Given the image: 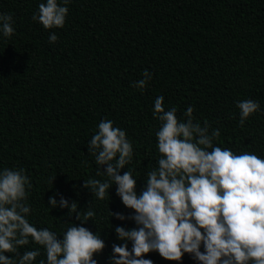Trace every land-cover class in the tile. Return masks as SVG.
<instances>
[{"label": "trees", "instance_id": "trees-1", "mask_svg": "<svg viewBox=\"0 0 264 264\" xmlns=\"http://www.w3.org/2000/svg\"><path fill=\"white\" fill-rule=\"evenodd\" d=\"M39 2L0 0L15 28L0 37V167L29 175L30 219L38 226L81 224L60 207L62 196L81 212L94 208L83 226L104 241L98 264H110L112 245L122 242L115 228L136 225L108 208L125 216L134 210L115 183L103 200L83 186L90 176L103 178L87 141L102 118L126 129L134 152L119 171H132L139 194L155 164L157 95L180 117L192 105L196 120L220 129L222 147L264 155V0H70L64 26L49 29L32 19ZM52 31L58 39L50 43ZM144 69L152 78L141 90L131 82ZM244 98L258 100L262 111L240 125L234 100ZM144 255L154 264H196L187 253L179 262Z\"/></svg>", "mask_w": 264, "mask_h": 264}, {"label": "clouds", "instance_id": "clouds-1", "mask_svg": "<svg viewBox=\"0 0 264 264\" xmlns=\"http://www.w3.org/2000/svg\"><path fill=\"white\" fill-rule=\"evenodd\" d=\"M69 3L40 0L32 19L45 29L62 28ZM13 24L11 13L0 12V37H11ZM57 39L56 32H49L50 43ZM151 78L144 69L131 84L142 90ZM163 101V95L153 101L152 116L158 122L155 164L146 171L139 194L132 171H119L133 158L126 129L102 118L87 141L103 178L90 176L83 186L103 200L115 183L123 205L134 210L125 216L108 208L111 216L134 220L136 225L115 228L122 242L112 245L110 264H154L144 255L151 251L177 262L187 253L196 264H264V155L222 147L215 142L220 129L196 120L192 105L180 117L176 106L165 108ZM234 104L240 125L262 111L252 98ZM100 165H105L103 172ZM31 187L24 168L0 167V264H98L94 254L103 249L104 241L83 226L96 215L95 209L89 206L81 212L77 201L69 204L62 196L60 207L75 212L81 224L64 223L60 231L38 226L30 219ZM48 204L56 206L54 196L49 195Z\"/></svg>", "mask_w": 264, "mask_h": 264}]
</instances>
